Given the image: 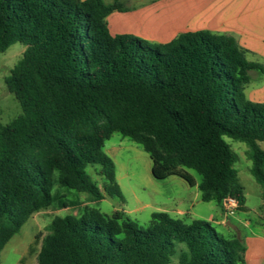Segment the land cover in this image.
Returning <instances> with one entry per match:
<instances>
[{"label":"trees","instance_id":"16d2710c","mask_svg":"<svg viewBox=\"0 0 264 264\" xmlns=\"http://www.w3.org/2000/svg\"><path fill=\"white\" fill-rule=\"evenodd\" d=\"M129 10L125 0H0V53L25 46L5 78L22 112L0 124V256L35 212L55 207L78 215L53 219L37 264H245L244 242L206 220L155 212L144 230L54 192L124 200L103 150L120 133L149 154L154 178L195 186L181 172L194 170L203 202L232 197L241 211L229 138L247 145L264 202V103L245 93L264 66L233 36L207 30L164 44L111 35L107 17ZM88 167L99 168L102 188Z\"/></svg>","mask_w":264,"mask_h":264},{"label":"rangeland","instance_id":"374dc122","mask_svg":"<svg viewBox=\"0 0 264 264\" xmlns=\"http://www.w3.org/2000/svg\"><path fill=\"white\" fill-rule=\"evenodd\" d=\"M105 2L110 3V0ZM248 3L261 16L264 14V0H248ZM262 40L256 37L237 39L241 46L249 50L248 59L264 66V39ZM24 50L25 46L16 42L5 52L0 53V124H8L22 112L19 102L7 90L5 78L21 59ZM251 79L245 90L247 97L254 102L264 103V75L251 72ZM226 141L236 153L234 168L237 170L239 183L246 199L245 208L241 211L237 210L233 216H227L223 206L215 202H203L198 187L190 186L179 176H171L164 180L154 178L153 163L149 154L140 145L120 133H113L110 139L105 141L103 150L116 166V180L124 200L106 195L99 203H92L86 193H76L58 186L54 188V192L57 191L67 199L77 197L83 206L98 208L107 215L121 211L127 219L144 230L150 227L152 213H168L173 218H179L174 210L178 208L185 210L193 205V211L197 215L194 216L195 218H199L203 212H217L221 220L229 219L235 225L234 217H237L242 221H250L251 229L255 232L263 231L262 187L251 174L252 162L248 158V147L245 143L229 138H226ZM259 145L264 151V142H260ZM98 171V167L87 169L92 179L102 188L104 181ZM181 172L188 175L195 185L201 182V176L196 171L184 168ZM67 215L76 216L78 211L73 208L58 210L50 207L35 212L22 226L20 232L6 244L1 252L0 264H37V256L41 251L43 240L49 234V225L54 218ZM210 223L214 228L220 229L214 221ZM242 232L249 233L250 230L242 229Z\"/></svg>","mask_w":264,"mask_h":264},{"label":"crops","instance_id":"0c3cea01","mask_svg":"<svg viewBox=\"0 0 264 264\" xmlns=\"http://www.w3.org/2000/svg\"><path fill=\"white\" fill-rule=\"evenodd\" d=\"M125 4L129 11L114 12L107 17L108 29L113 36L131 35L150 43L164 44L181 33L207 30L236 39H264V14L261 16L248 0H125ZM193 209L191 205L184 211L178 208L173 212L187 221H214L220 227L217 229L220 233L236 236L244 242L245 264H264V229L255 232L250 221L237 217H234V225L229 219H219L221 216L217 212H203L195 218ZM242 229L250 232L243 233Z\"/></svg>","mask_w":264,"mask_h":264},{"label":"built area","instance_id":"2783aa9c","mask_svg":"<svg viewBox=\"0 0 264 264\" xmlns=\"http://www.w3.org/2000/svg\"><path fill=\"white\" fill-rule=\"evenodd\" d=\"M222 206L227 216H233L238 210V202L232 197L225 198L222 201Z\"/></svg>","mask_w":264,"mask_h":264},{"label":"water","instance_id":"95a60500","mask_svg":"<svg viewBox=\"0 0 264 264\" xmlns=\"http://www.w3.org/2000/svg\"><path fill=\"white\" fill-rule=\"evenodd\" d=\"M228 225L231 226V227H233L229 222H228Z\"/></svg>","mask_w":264,"mask_h":264}]
</instances>
